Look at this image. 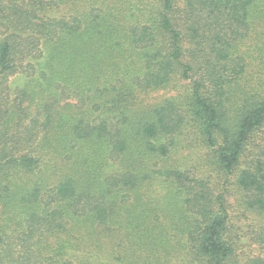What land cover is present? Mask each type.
I'll return each instance as SVG.
<instances>
[{"label": "trees", "instance_id": "16d2710c", "mask_svg": "<svg viewBox=\"0 0 264 264\" xmlns=\"http://www.w3.org/2000/svg\"><path fill=\"white\" fill-rule=\"evenodd\" d=\"M175 79L189 97L140 102ZM188 120L264 212V138L238 171L264 130V0H0V264H264L236 261L223 197L168 164Z\"/></svg>", "mask_w": 264, "mask_h": 264}, {"label": "rangeland", "instance_id": "374dc122", "mask_svg": "<svg viewBox=\"0 0 264 264\" xmlns=\"http://www.w3.org/2000/svg\"><path fill=\"white\" fill-rule=\"evenodd\" d=\"M251 45L252 40L250 38L246 44V48L248 49ZM257 57L259 59L258 55ZM259 65L258 61L252 63L251 72L253 70L257 72V69L260 67ZM27 85L28 78L23 75L13 77L10 80L8 93L6 92L9 96V101H4L3 105L7 106L3 108L4 112L8 109H12V101L27 87ZM189 95L190 88H188V84L175 79L167 89L144 94L141 96L140 102L144 105L153 106L167 99L177 98L179 96L185 99L189 97ZM11 113L12 112L9 114ZM27 122L28 121H25V125ZM188 123L187 130L184 135L180 136V144L171 154L168 164L174 168L192 174V176H195L197 179L205 181L208 185V189L216 198L223 197V202L229 213L228 227L234 239L236 261L244 263L256 257L264 258V212L250 211L246 208L243 203L245 194L236 185L237 173L232 176H227L218 168L215 151L205 144L195 123L191 120H188ZM17 124L19 123L10 124L9 126H15ZM11 131H14V128H12ZM20 131H18L19 134L21 133ZM19 137L20 135L15 137V140H11L12 145H17L19 142L18 139L22 136ZM263 138L264 130L260 131L253 142H251L238 171L246 169L253 164ZM42 157H44V166H55V158H46L43 153ZM48 180L50 182L57 181L55 177L48 178ZM144 194L146 200H149V198L154 200L156 198L159 200L162 196L167 194V192L165 188L154 186L152 190H146ZM182 245L184 246L183 242ZM103 250H106V248ZM81 251H83V249ZM82 255L83 252H80L79 255H75L74 260L81 262L83 260ZM181 263H185V261Z\"/></svg>", "mask_w": 264, "mask_h": 264}]
</instances>
